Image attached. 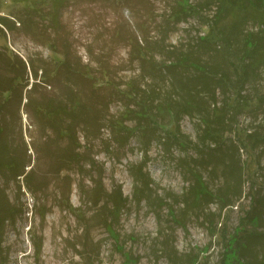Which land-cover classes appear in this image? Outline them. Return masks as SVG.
Listing matches in <instances>:
<instances>
[{
	"label": "rangeland",
	"instance_id": "rangeland-1",
	"mask_svg": "<svg viewBox=\"0 0 264 264\" xmlns=\"http://www.w3.org/2000/svg\"><path fill=\"white\" fill-rule=\"evenodd\" d=\"M181 3L199 9L177 21ZM217 6L214 0H0L2 262L190 264L199 256V264H223L224 233L232 236L243 225L253 254L264 257V214L247 219L264 208V200L253 199L256 187L264 196V142L256 148L246 142L250 130L264 134V62L254 65L257 74L234 104L235 88H227L238 77V45L231 55L220 40H201ZM257 19L249 30L258 29ZM138 48L147 51L144 60ZM186 53L228 74L216 101L200 96L215 125L217 114L226 113L222 119L230 123L220 126L221 143L208 142L200 153L190 146L199 140L198 116L181 117L176 132L172 114L156 106L178 88L166 65ZM142 162L153 183L139 200L132 171ZM197 177L214 198L191 202ZM119 189L126 200L115 209L110 199ZM244 260L238 253L230 259Z\"/></svg>",
	"mask_w": 264,
	"mask_h": 264
},
{
	"label": "trees",
	"instance_id": "trees-1",
	"mask_svg": "<svg viewBox=\"0 0 264 264\" xmlns=\"http://www.w3.org/2000/svg\"><path fill=\"white\" fill-rule=\"evenodd\" d=\"M217 2V9L215 14L210 20L205 21L204 24L208 26V29L204 36L201 37V40L211 43L214 40H220L223 43V48L227 54L233 55L231 50H234L235 45L237 44V52L234 51V55L239 59V63L235 66V71L238 74V77L231 81V85L227 89L234 87L236 96L233 97L234 104H240L242 101L240 98H244L242 91L244 90V84L250 81L252 75L256 73V66L264 62V0H214ZM189 9H185L184 4L181 3L179 9L174 13L176 15V20L181 21L184 19L183 14L190 16L195 11H198V6H188ZM252 16L255 18L258 17V29L249 30L247 28L248 22L251 20ZM158 53H163L165 47H159L156 49ZM136 57L140 59H145L147 57V51L138 48L136 51ZM222 50L218 49V53L221 54ZM229 57V56H228ZM195 70L194 74H191L187 77L178 76L175 74L176 69H185V70ZM155 69H159L155 67ZM165 71H171L175 78L174 84L178 88L172 90L168 94H165L161 99L162 101L157 103L158 110L160 112L168 111L170 115L174 117L176 121V132L180 130V120L184 115H190L192 117L198 116L199 125H198V141H193L190 145L195 149L200 151L202 150L203 145H206L208 142H215L216 144L221 143L222 135L221 133L225 130L223 127H227L230 124L226 119H222L225 114H217L218 125H215V122L212 120V115L210 111L207 110V105L205 99L200 97L203 93L207 94L211 100L216 101V92L220 89L223 91L226 88L224 84H228V74L224 71H220L219 64H202L198 61L196 56L191 54L188 55H176V59L172 60L171 63L167 64ZM163 74L161 70H155L157 76L159 72ZM220 74V75H219ZM219 76V77H217ZM173 84V85H174ZM261 97V96H260ZM145 113V116L149 115V108L145 107V103L142 105L139 104ZM259 106L263 107L264 110V94L259 100ZM81 108V107H80ZM82 109L81 108V112ZM79 114V113H78ZM228 128V127H227ZM257 130H250L246 134V142L252 143L253 148H256L259 142H264V134L262 135ZM176 140H179L177 135ZM188 145V142L186 143ZM69 158L75 160V156L70 153ZM146 163H141L138 166L137 171H132L135 180H136V193L141 196L148 197V191L151 190V184L153 180L150 178L149 173L145 170ZM1 171V170H0ZM15 173L22 175L23 172L18 168L14 170ZM237 186V185H236ZM256 186V185H255ZM254 187V186H253ZM1 194H4V190L0 189ZM259 189L257 187L253 190V199L259 200L260 202L264 200V196L259 198L258 195ZM191 202L199 203L203 199L214 198L215 195L208 188V185L202 178L197 177L195 179V184L191 188ZM0 194V223L6 221L7 219V209L4 206V200L1 199ZM222 195V197L220 196ZM216 198L222 200L223 206H227L230 202L226 201L227 196L225 194H220ZM110 198H108L109 200ZM113 203V208L118 209L119 206L123 205V201L126 200V197L122 198V193L119 189V196L112 197L110 199ZM185 203L189 204L188 198L183 200ZM264 203V202H263ZM264 206V204L259 203ZM252 214V215H251ZM264 214V208L254 211H249L247 214V219L256 222L261 219V215ZM6 215V216H5ZM251 215V217H249ZM250 232V233H249ZM245 233V235L243 234ZM251 234V231L243 225V228L238 230L234 235L227 236L224 233V240L226 242V249L224 252V263L223 264H233L230 261L234 257L235 253H238L244 260L246 256H253V259L245 262V264H264V257L260 258L253 254V247L250 246L251 241L246 238L248 234ZM247 234V235H246ZM257 237L258 235L255 234ZM232 253V254H231ZM3 255V246L2 241H0V257ZM199 256L190 260V264H199ZM0 264H5L0 259Z\"/></svg>",
	"mask_w": 264,
	"mask_h": 264
}]
</instances>
